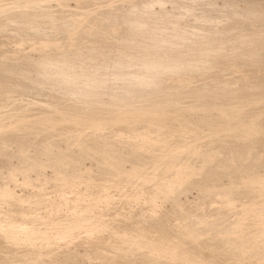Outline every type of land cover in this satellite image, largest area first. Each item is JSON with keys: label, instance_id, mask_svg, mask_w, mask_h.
<instances>
[{"label": "rangeland", "instance_id": "1", "mask_svg": "<svg viewBox=\"0 0 264 264\" xmlns=\"http://www.w3.org/2000/svg\"><path fill=\"white\" fill-rule=\"evenodd\" d=\"M142 1L0 0V20L18 18L0 22L11 25L0 27V264H264V236H253L258 215L238 212L263 197L248 175H264V127L250 126L264 117V0ZM128 30L144 37L122 51ZM169 50L183 65L166 60ZM141 51L148 61L166 54L158 56L166 66L152 68L158 75ZM225 194L235 195L234 206L223 205ZM21 222L36 233L26 235Z\"/></svg>", "mask_w": 264, "mask_h": 264}, {"label": "bare ground", "instance_id": "2", "mask_svg": "<svg viewBox=\"0 0 264 264\" xmlns=\"http://www.w3.org/2000/svg\"><path fill=\"white\" fill-rule=\"evenodd\" d=\"M141 1H142V0H141ZM232 1H233V0H232ZM233 2H234V1H233ZM94 3H95V2H94ZM142 3H143V1H142ZM147 3H148V2H146V4H147ZM259 4H260V3H259ZM140 5H141V3H140ZM253 6H254V5H253ZM226 7H227V6H226ZM230 7H231V6H230ZM89 9H90V8H89ZM217 9H218V8H217ZM228 9H229V7H228ZM246 9H247V8H246ZM249 9H250V7H249ZM210 10H211V9H210ZM221 10H222V9H221ZM224 10H225V9H224ZM232 10H233V9H232ZM85 11H86V10H85ZM85 11L83 10V11H80V12H78V13H75V12H74V13H75V16H78V17L75 18V19H77V20H81L80 22H82V19L87 15V14H86L87 12H85ZM254 11H255V10H254ZM227 12H228V11H227ZM257 12H258V11H257ZM72 13H73V12H72ZM214 13H215V12H214ZM251 13H253V12L251 11ZM70 15H71V14H70ZM129 15H130V14H129ZM210 15H211V14H210ZM75 16H74V17H75ZM143 16H144V15H143ZM211 16H212V15H211ZM5 17H7V16H5ZM5 17H4V20H5V19H8V17H7V18H5ZM118 17H119V16H118ZM9 18L12 19V17H10V16H9ZM13 18H14V17H13ZM137 18H138V17H137ZM147 18H148V17H147ZM147 18H146V19H147ZM11 19H8V20H11ZM17 19H18V18L16 17V20H15V18H14V20H13V19H12V20H13L14 22H16ZM19 19H20V18H19ZM133 19H135V17H134ZM148 19H149V18H148ZM4 20H3V21H4ZM12 20H11V23H13ZM46 20H47V19H46ZM49 20H50V19H49ZM77 20H76V21H77ZM140 20H142V19L140 18ZM1 21H2V20H0V22H1ZM3 21H2V22H3ZM19 21H21V20H19ZM41 21H42V20H41ZM69 21L72 22V20H69ZM144 21H145V20H142L141 22L143 23ZM147 21L149 22V20H147ZM153 21H154V20H153ZM2 22H1V23H2ZM17 22H18V21H17ZM73 22H74V21H73ZM1 23H0V27H1V25H4V26L7 27V25L10 23V21H9V23H5V22H4L3 24H1ZM22 23H23V22H22ZM77 23H78V22H77ZM118 23H119V22H118ZM127 23H128V22H127ZM131 23H136V24H139L140 26H142V23H140V22L138 23V22H134V21H133V22H131ZM131 23H130V24H131ZM145 23H146V22H145ZM157 23H158V22H157ZM162 23H163V25H164V23H166V22H162ZM167 23H168V22H167ZM6 24H7V25H6ZM19 24H20V23H19ZM38 24L42 25L41 22L38 23ZM74 24H75V23H74ZM82 24H83V23H82ZM125 24H126V23H125ZM20 25H22V24H20ZM23 25H24V24H23ZM36 25H37V23H36ZM47 25H48V24H47ZM50 25H51V24H50ZM78 25H81V23L78 24ZM78 25H77V26H78ZM84 25H85V24H84ZM84 25H83V26H84ZM170 25H171V24H170ZM215 25H216V24H215ZM8 26H11V25L9 24ZM13 26H14V25H13ZM33 26H34V24H33ZM90 26H91V25H90ZM137 26H138V25H137ZM177 26H178V25H177ZM217 26H218V25H217ZM14 27H15V26H14ZM14 27H13V28H14ZM18 27H20V26H18ZM31 27H32V26H31ZM37 27H38V25H37ZM47 27H48V26H47ZM144 27H146V25H145ZM144 27H143V28H144ZM154 27H155V29H156V26H154ZM174 27H175V26H174ZM178 27L181 29L180 26H178ZM182 27H183V26H182ZM39 28H40V26H39ZM75 28H76V27H75ZM139 28H140V27H139ZM148 28H149V27H148ZM226 28H227V27H226ZM6 29H7V28H6ZM32 29H33V28H32ZM84 29H85V27H84ZM122 29H124V28H122ZM177 29H178V28H177ZM177 29H174V30L179 31V30H177ZM0 30H1V29H0ZM22 30H23V29H22ZM24 30H26V28H25ZM30 30H31V29H30ZM34 30H35V29H34ZM34 30H33V31H34ZM40 30H41V29H40ZM42 30H43V27H42ZM44 30H45V29H44ZM81 30H82V29H81ZM81 30H80V31H81ZM126 30H127V29H126ZM126 30H125V31H126ZM141 30H142V29H141ZM146 30H147V29H146ZM231 30H232V29H231ZM11 31H12V30H11ZM35 31H37V30H35ZM86 31H87V30H86ZM122 31H123V30H122ZM138 31H139V30H138ZM138 31H137V32H138ZM142 31H144V30H142ZM142 31H140V33H141ZM150 31H151V29H150ZM152 31H153V30H152ZM14 32H15V31H14ZM17 32H19V31H17ZM22 32H23V31H22ZM22 32H20V33H22ZM31 32H32V31H31ZM42 32H43V31H42ZM42 32H41V34H42ZM127 32H128V33H125V32H124V33H125V36H126L125 38L128 37V39H127V41H126L125 43H123V45L121 44V45L123 46V48H121L122 51H123V49H124L125 51H127L128 49H131V48H135V49H137V46H139V39H140V41H141V40H142L141 38L144 37L143 34L141 33V35H140V33L137 34V32H136V33H135V32H130L129 30H128ZM23 33H24V32H23ZM35 33H36V32H35ZM38 33H39V32H38ZM43 33L45 34V32H43ZM122 33H123V32H122ZM174 33H175V32H173V34H174ZM144 34H146L145 31H144ZM157 34H158V32H157V30H156V31H153L152 34L150 33L149 36H147L148 33H147V35H145V36H147V39H149V40H153L155 36H159V34H158V35H157ZM122 35H123V34H121V36H122ZM140 36H141V38H140ZM201 36L204 37V35H201ZM205 36H207V35H205ZM214 36H216V35H214ZM220 36H221V35H220ZM117 37H118V36H117ZM117 37H116V40H117ZM171 37H173V36H171ZM203 37H202V38H203ZM40 38H41V37H40ZM40 38H39V41H38V40H35V38H34V39H29V38H28L30 41H27L26 39H25L26 41H25L24 39H20V40H18L19 42L17 43V45H21V44H22V43H21L22 40L25 41V42H27L28 45H29V43L32 44V45H34L33 42H35L36 45H37V43H40V44L42 43L41 45L38 44L39 46H42L43 44H49V45H52V44L55 42V41H52V40L49 41L50 39L47 40V39H45V38H44V40H46V41H44V40L40 41ZM42 38H43V37H42ZM42 38H41V39H42ZM120 38H121V37H120ZM123 38H124V36H123ZM156 38H157V37H156ZM198 38H199V37H198ZM202 38L200 37V39H202ZM205 38H207V37H205ZM147 39H146V40H147ZM158 39H159V38L156 39L157 42H158ZM211 39H214V40L217 39V40H218V37H217V38H211ZM238 39H239V38H238ZM238 39H237V40H238ZM263 39H264V38H263ZM119 40H120V39H119ZM119 40H118V41H119ZM121 40H122V39H121ZM124 40H125V39H124ZM143 40H144V39H143ZM153 41H154V40H153ZM190 41H191V39H190ZM219 41H220V40H219ZM227 41H229V40H227ZM238 41H239V40H238ZM247 41H248V40H247ZM257 41H258L259 43L262 42L261 40H256V42H257ZM36 42H37V43H36ZM52 42H53V43H52ZM150 42H151V41H150ZM157 42H156V43H157ZM197 42L200 44V42H199L198 40H197ZM205 42H206V41H205ZM234 42H235V41H234ZM249 42H250V41H249ZM15 43H16V41H15ZM55 43H56V42H55ZM121 43H122V41H121ZM153 43H154V42H153ZM183 43H184V42H183ZM198 43H197V45H198ZM214 43H215V41H214ZM216 43H217V42H216ZM216 43H215V44H216ZM223 43H224V42H223ZM227 43H228V42H227ZM236 43H237V42H236ZM239 43H240V42H239ZM254 43H255V41H254ZM56 44H57V43H56ZM115 44H116V43H115ZM117 44H119V43H117ZM150 44H151V43H150ZM205 44H206V43H205ZM220 44H221V43H220ZM251 44H252V43H251ZM108 45H109V44H108ZM140 45H141V44H140ZM148 45H149V44H148ZM151 45H152V44H151ZM153 45H154V44H153ZM183 45H184V44H183ZM185 45H186V43H185ZM188 45H189V44H187V46H188ZM216 45H217V44H216ZM221 45H222V44H221ZM225 45H226V44H225ZM231 45H232V44H231ZM257 45H258V44H257ZM257 45H256V46H257ZM262 45H263V44H262ZM30 46H31V45H30ZM34 46H35V45H34ZM46 46H47V45H46ZM54 46H57V45H54ZM54 46H53V47H54ZM143 46H144V44H143ZM160 46H161V45H160ZM187 46H186V47H187ZM195 46H196V44H195ZM199 46H200V45H199ZM223 46H224V45H223ZM228 46H229V45H228ZM245 46H246V44H245ZM17 47H18V46H17ZM42 47H43V46H42ZM149 47H150V46H149ZM154 47H155V46H154ZM158 47H159V46H158ZM162 47H164V46L162 45ZM189 47H190V46H189ZM197 47H198V46H197ZM197 47H196V48H197ZM233 47H234V46H233ZM236 47H237V46H236ZM54 48H55V47H54ZM92 48H93V47H92ZM140 48H143V47H140ZM150 48H151V47H150ZM181 48H183V46H182ZM190 48H191V47H190ZM190 48H189V49H190ZM200 48H201V47H200ZM202 48H203V47H202ZM209 48H210V47H209ZM216 48H218V47H216ZM216 48H215V49H216ZM222 48H224V47H222ZM226 48H227V47H226ZM230 48H231V46H230ZM247 48H249V47H247ZM262 48H263V47H262ZM45 49H46V48H45ZM161 49H162V48H161ZM205 49H206V48H205ZM207 49H208V48H207ZM207 49H206V50H207ZM212 49L214 50L213 47H212ZM241 49H242V48H241ZM250 49H251V48H250ZM86 50H87V49H86ZM88 50H90V49H88ZM139 50H140V49H139ZM156 50H157V49H156ZM172 50H173V49H172ZM223 50H225V48H224ZM258 50H259V49H258ZM260 50H261V49H260ZM83 51H84V50H83ZM83 51H81V53H82ZM97 51H98V50H97ZM97 51H96V52H97ZM104 51H105V50H104ZM146 51H147V50H146ZM169 51H170V50H169ZM169 51H168V53H166L167 55L164 53V54L167 56V57H166L167 59L165 58L166 60H168V57H169V56H170V58H171L172 52H174V51H172V52L170 51L171 54H169ZM176 51H177V53H179V55L176 54V53H175V54L178 55V57H180V53L183 52V51L186 52L187 50L184 49V50L182 51V50L179 49V51H181V52H179L178 50H176ZM192 51H193V50H192ZM199 51H200V50H199ZM203 51H204V53L201 54V55H205V56H203V57L206 58V60H210V59H212L213 57L216 56V55H214V56L211 55V56H210V55H208V54H205V50H203ZM211 51H212V50H211ZM237 51H238V50H237ZM240 51H241V50H240ZM245 51H246V49H245ZM247 51H248V50H247ZM77 52H78V51H77ZM88 52H89V51H88ZM93 52H95L94 49H93ZM134 52H135V51H134ZM137 52H138V51H136V54H137ZM139 52H140V51H139ZM142 52H143V51H141V53H142ZM163 52H165V51H163ZM187 52H189V51H187ZM201 52H202V49H201ZM206 52H207V51H206ZM213 52H214V51H213ZM234 52H236V51H234ZM241 52H242V51H241ZM250 52L252 53V52H254V51H250ZM68 53H69V52H68ZM71 53H72V52H71ZM71 53H69V54H70V56L72 57V56L74 55L75 51H74L73 55H71ZM78 53H79V52H78ZM86 53H87V52H86ZM91 53H92V52H91ZM121 53H122V52H121ZM129 53H130V51L128 52V54H129ZM143 53H144V52H143ZM145 53H146V52H145ZM145 53H144V54H145ZM158 53H162V52H158ZM158 53H157V54H158ZM194 53H195V52H194ZM224 53H225V52H224ZM251 53H250V54H251ZM59 54H60V53H59ZM61 54H64V53H61ZM65 54H66V53H65ZM65 54H64V55H65ZM76 54H77V53H76ZM83 54H84V53H83ZM87 54H88V53H87ZM87 54H85V56H86ZM122 54H123V53H122ZM124 54H126V53H124ZM133 54H135V53H133ZM144 54H143V55L140 54L139 58H143V57H144ZM157 54H155V55H157ZM162 54H163V53H162ZM164 54H163V55H158V56L161 58V56H165ZM175 54H174V55H175ZM191 54H192V53H191ZM239 54H240V53H239ZM252 54H253V53H252ZM254 54H255V53H254ZM55 55H57V54H55ZM138 55H139V53H138ZM145 55H146V56L144 57V60H147L148 58H150V54H147V53H146ZM152 55H153V54H151V60H152V59H156V58H157L156 60L160 59L158 56H155V55H154V56H155L156 58H152ZM194 55H195V54H194ZM197 55H198V54H197ZM199 55H200V54H199ZM206 55H207V56H206ZM218 55H221V54H218ZM227 55H228V54H227ZM230 55H231V54H230ZM235 55H237V54H235ZM242 55H244V54H242ZM70 56H69V57H70ZM91 56H92V54H91ZM122 56H123V55H122ZM124 56H125V55H124ZM154 56H153V57H154ZM186 56H187V54H186ZM189 56H190V55H189ZM195 56H196V55H195ZM195 56H194V57H195ZM212 56H213V57H212ZM221 56L223 57V54H222ZM233 56H234V55H233ZM240 56H241V55H240ZM254 56H255V55H254ZM61 57H62V55H61ZM63 57H64V56H63ZM63 57H62V58H63ZM66 57H67V56H66ZM73 57H74V56H73ZM79 57H80V55H79ZM81 57H82V56H81ZM83 57H84V56H83ZM88 57H90V54L88 55ZM93 57H94V54H93ZM93 57H92V58H93ZM126 57H127V56H126ZM128 57H129V56H128ZM130 57H131V54H130ZM130 57H129V58H130ZM172 57H173V56H172ZM201 57H202V56H201ZM236 57H237V56H236ZM244 57H245V56H244ZM47 58H48V56H47ZM56 58H57V57H56ZM58 58H59V57H58ZM119 58H120V57H119ZM121 58L123 59V57H121ZM162 58H164V57H162ZM176 58H177V57L174 56V59H176ZM195 58H196V57H195ZM216 58H217V57H216ZM226 58H227V57H226ZM226 58H225V59H226ZM233 58H234V57H233ZM237 58H238V57H237ZM245 58H246V57H245ZM249 58H250V57H249ZM54 59H55V58H54ZM64 59H65V58H64ZM69 59H70V58H69ZM77 59H78V58H77ZM77 59H76V61H77ZM79 59H80V58H79ZM79 59H78V60H79ZM85 59H86V58H85ZM132 59H133V58H131L130 60H132ZM165 59H164L162 62H164ZM171 59H172V61L174 60L173 58H171ZM171 59H170V61H171ZM181 59H182V57H181L180 59L177 58V59L175 60V62H172V63H178V64H179L178 66H180V64H181V63H180V62H181ZM187 59H188V58H187ZM200 59H201V58H200ZM221 59H222V58H221ZM228 59H229V58H228ZM228 59H227V62H229ZM258 59H259V58H258ZM40 60H41V59H40ZM55 60H56V59H55ZM61 60H62V59H61ZM66 60H67V59H66ZM89 60H90V59H89ZM91 60H92V59H91ZM123 60H125V59H123ZM151 60H149V61L147 60L148 62H146V63L148 64V66H146V67H148V69H149V68H150V69H152V68L156 69V68H157V64H158V66H159V65H160V66H162V65H163V66H164V65L166 66V64H165L166 61H165L164 64H163V63L161 62L162 59H160L158 62H157V61L155 62L154 60H153V61H154V62H153V61H151ZM177 60H179V62H178ZM212 60H215V58L212 59ZM217 60H218V59H217ZM232 60H233V59H232ZM236 60H237V59H236ZM62 61H63V60H62ZM82 61H83V60H82ZM120 61H121V60H120ZM128 61H129V60H128ZM150 61H151V62H150ZM170 61H169V62H170ZM176 61H177V62H176ZM188 61H189V59H188ZM194 61H195V60H194ZM222 61H224V60H222ZM241 61H242V60H241ZM56 62H57V61H56ZM56 62H55V63H56ZM68 62H69V61H68ZM70 62H72V61H70ZM73 62H74V61H73ZM85 62H87V61L85 60ZM123 62H124V61H123ZM184 62H185V61H184ZM210 62H211V61H210ZM218 62H220V61H218ZM227 62H221V63H223L224 65H226V64L228 65V64H230V63L233 62V61H230L229 63H227ZM234 62H235V61H234ZM236 62H237V61H236ZM236 62H235V63H236ZM55 63H54V64H55ZM60 63H61V62H60ZM76 63H77V62H76ZM108 63H109V62H108ZM161 63H162V64H161ZM170 63H171V62H170ZM170 63H169V64H170ZM182 63H183V62H182ZM198 63H199V62H198ZM13 64H14V63H13ZM38 64H39V63L37 62V65H38ZM63 64H65V63H63ZM68 64L70 65V63H68ZM77 64H78V63H77ZM89 64H90V63H89ZM91 64H92V63H91ZM96 64H97V63H96ZM96 64H93V65H96ZM105 64H106V63H105ZM133 64H135V62H134ZM149 64H151V65H149ZM153 64H155L156 66L153 65ZM169 64H167V65H169ZM223 64H222V65H223ZM20 65H21V64H20ZM49 65H50V64H49ZM65 65H66V64H65ZM65 65H64V66L62 65V67H65ZM72 65H73V64H71V68L74 69V67H72ZM97 65H99V64H97ZM109 65H110V64H109ZM116 65L118 66V64H116ZM135 65H136V64H135ZM135 65H134V66H135ZM138 65H140V64H138ZM181 65H183V64H181ZM227 65H226V66H227ZM231 65H232V64H231ZM235 65H236V64H235ZM17 66H18V65H17ZM28 66H29V65H28ZM46 66H47V65H46ZM51 66H52V65H51ZM57 66H58V65H57ZM57 66H56V67H57ZM120 66H121V65H120ZM131 66H132V65H131ZM143 66H144V65H143ZM149 66H150V67H149ZM160 66H159V68H161ZM165 66H164V67H165ZM170 66H171V65H170ZM172 66H173V65H172ZM199 66H200V65H199ZM14 67H15V65L13 66V68H14ZM36 67L38 68V66H36ZM47 67H48V66H47ZM47 67H45L46 70H47ZM49 67H50V66H49ZM60 67H61V66H59V68H60ZM75 67H78V65L75 66ZM87 67H88V66H87ZM91 67H92V69H93V66H92V65H91ZM110 67H112V66H110ZM155 67H156V68H155ZM185 67H186V66H185ZM243 67H244V66H243ZM24 68H26V66H25ZM28 68H29V67H28ZM51 68H52V67H51ZM80 68L83 69L82 66H81ZM96 68H97L96 70H98V67H96ZM101 68H103V67L101 66ZM104 68H105V67H104ZM115 68H117V67H115ZM127 68H128V67H127ZM159 68H158V69H159ZM17 69H18V68H17ZM34 69H35V68H34ZM94 69H95V68H94ZM109 69H112V71L109 70V72H111L110 74H112V73L114 74V73H115V70H113V67H112V68H109ZM148 69H147V70H148ZM154 69L150 70L152 73H149L150 71L147 72V73H149V74H151V75H156V73H157V75H158V71L156 70L157 72H155ZM163 69L165 70V68H163ZM181 69H182V68H181ZM232 69H233V68H232ZM3 70H4V69H3ZM6 70H7V69H6ZM9 70L12 71V68H10ZM79 70H80V69H79ZM79 70H78V72H79ZM83 70H84V69H83ZM102 70H103V69H102ZM138 70H139V69H137V71H138ZM159 70H160V69H159ZM166 70H167V69H166ZM210 70H211V69H210ZM7 71H8V70H7ZM18 71H19V70H18ZM24 71H25V70H24ZM32 71H33V70H32ZM37 71H39V70H37ZM37 71L35 70V73H36ZM50 71H51V69H50ZM54 71H55V70H54ZM57 71H59V70H57ZM70 71H71V73H72V71H74V70H70ZM75 71H76V69H75ZM88 71L90 72L91 69L88 70ZM99 71H100V70H99ZM103 71L106 72V69L103 70ZM120 71H121V70H120ZM125 71H126V70H125ZM128 71H129V70H128ZM141 71H142V70H141ZM1 72H2V71H1ZM14 72H15V71H14ZM21 72H22V71H21ZM21 72H20V73H21ZM39 72H40V71H39ZM39 72H38V73H39ZM67 72H68V71H67ZM92 72H95V71H92ZM92 72H91V73H92ZM126 72H127V71H126ZM126 72H125V73H126ZM172 72H173V71H172ZM8 73H9V72H8ZM8 73H7V74H8ZM11 73L13 74V72H11ZM17 73H18V72H17ZM25 73H26V72H25ZM29 73H31V71H30ZM46 73H47V72H46ZM57 73H58V72H57ZM61 73H62V71H61ZM79 73H80V72H79ZM86 73H87V72H86ZM99 73H100V72H99ZM118 73H119V72H118ZM118 73H117V75H118ZM121 73H122V72H121ZM121 73H120V74H121ZM123 73H124V72H123ZM123 73H122V74H123ZM133 73H134V70H133ZM135 73H136V71H135ZM137 73H138V72H137ZM153 73H155V74H153ZM4 74H5V73H4ZM32 74H33V73H32ZM36 74H37V73H36ZM39 74L41 75V72H40ZM43 74H44V73H43ZM48 74H49V73H48ZM48 74H47V76H48ZM50 74H51V73H50ZM50 74H49V75H50ZM59 74H60V72H59ZM64 74H65V73H64ZM73 74H76V73L74 72ZM89 74H90V73H88L87 76H89ZM120 74L118 75L117 78H119ZM141 74H144V73L141 72ZM149 74H148V75H149ZM177 74H178V73H177ZM177 74H176V75H177ZM222 74H223V73H222ZM9 75H10V74H9ZM9 75H8V76H9ZM16 75H17V74H16ZM20 75H21V74H20ZM40 75H39V76H40ZM54 75H55V74H54ZM62 75H63V74H62ZM70 75H71V74H70ZM82 75H83V74H82ZM91 75H92V74H91ZM93 75H94V73H93ZM100 75H102V73H101ZM126 75H127V73H126ZM128 75H129V73H128ZM131 75H132V74H130V76H131ZM191 75H192V74H191ZM24 76H26V75H24ZM28 76H29V74H28ZM30 76H31V75H30ZM37 76H38V75H37ZM47 76L44 75V77H46V79H47ZM52 76H53V75H52ZM63 76H64V75H63ZM79 76H80V75H79ZM84 76H85V75H84ZM84 76H82V78H83ZM95 76H97V75H95ZM105 76H106V74H105ZM108 76H109V74H108ZM114 76H115V75H114ZM3 77H4V76H3ZM9 77H10V76H9ZM9 77H8V78H9ZM41 77H42V75H41ZM68 77H69V74H68ZM68 77H67V78H68ZM92 77H93V76H92ZM106 77H107V76H106ZM125 77H126V76H124V78H125ZM136 77H137V74H136ZM150 77H151V76H150ZM174 77H175V76H174ZM185 77H187V76H185ZM188 77H190V76H188ZM241 77H242V76H241ZM0 78L2 79V77H0ZM12 78H13V76H12ZM30 78H32V77H30ZM57 78H58V77H57ZM59 78H60V77H59ZM61 78H62V77H61ZM67 78H66V79H67ZM69 78H71V77H69ZM93 78H94V77H93ZM99 78H100V76H99ZM99 78H97V79H99ZM101 78H102V77H101ZM101 78H100V79H101ZM111 78H112V77H111ZM130 78H131V77H130ZM141 78H142V77H141ZM178 78H179V77H178ZM183 78H184V77H183ZM4 79H5V78H4ZM43 79H44V78H43ZM49 79H50V78H49ZM66 79L64 78L63 80L65 81ZM72 79H73V78H72ZM79 79H80V78H79ZM79 79H78V80H79ZM95 79H96V78H95ZM121 79L123 80V75H122V78H121ZM131 79H132V78H131ZM149 79H150V78H149ZM152 79H153V78H152ZM184 79H185V78H184ZM187 79H188V78H187ZM9 80H10V79H9ZM15 80H17V79H15ZM23 80H24V78H23ZM63 80H61V82H63ZM86 80H87V77H86ZM86 80H84V82H85ZM89 80H90V79H89ZM93 80H94V79H93ZM102 80H103V78H102ZM102 80H101V81H102ZM125 80H126V79H125ZM125 80H123V81H125ZM133 80H135V79H133ZM133 80H131V81H133ZM139 80H140V79H139ZM145 80H146V79H145ZM177 80H178V79H176V81H177ZM180 80H182V78H181ZM188 80H189V79H188ZM190 80H191V79H190ZM2 81H4V80H2ZM10 81H11V80H10ZM24 81H25V80H24ZM30 81H32V80H30ZM33 81L35 82V80H33ZM36 81H37V80H36ZM42 81H43V80H42ZM67 81L69 82V79H67ZM71 81H73V80H71ZM91 81H92V80H91ZM101 81H100V82H101ZM107 81H108V79H107ZM111 81H112V80H111ZM128 81H129V77H128ZM258 81H259V80H258ZM16 82H17V81H16ZM16 82H15V83H16ZM82 82H83V81H81V83H82ZM125 82H126V81H125ZM125 82H123V83L119 82V83H121L122 85H124ZM129 82H130V81H129ZM133 82H134V81H133ZM140 82H141V81H140ZM143 82H144V81H142V83H143ZM149 82H150V81H149ZM178 82H180V81H178ZM182 82H183V81H182ZM1 83H2V82H1ZM4 83H5V82H4ZM22 83H24V82H22ZM43 83H44V82H43ZM51 83L54 84L53 81H51ZM69 83H72V82H69ZM77 83H78V82H77ZM77 83H76V84H77ZM89 83H90V81H89ZM95 83L98 84V81H97V82L95 81ZM105 83H107V82H105ZM108 83H109V82H108ZM127 83H128V82H127ZM130 83H131V82H130ZM137 83H138V82H136L135 84H137ZM142 83H141V84H142ZM147 83H148V81H147ZM156 83H157V82H156ZM180 83H181V82H180ZM8 84H9V83H8ZM12 84H13V82H12ZM53 84H52V85H53ZM72 84H73V83H72ZM82 84H84V83H82ZM85 84L87 85V83H85ZM93 84H94V83H93ZM99 84H100V83H99ZM99 84H98V86L100 87ZM102 84H104V83H102ZM102 84H101V85H102ZM110 84H112V83H110ZM110 84H109V85H110ZM131 84H134V83H131ZM138 84H139V83H138ZM138 84H137V85H138ZM150 84H151V82H150ZM150 84H148V86H150ZM152 84H153V83H152ZM2 85H3V84H2ZM67 85H68V84H67ZM67 85H66V86H67ZM91 85H92V84H91ZM91 85H90L89 88H91ZM109 85H108V87H109ZM114 85L116 86V84H114ZM122 85H120V87H121L123 90H124V86H125V87H126V86H129V84H128V85L125 84L123 87H122ZM143 85H144V84H143ZM145 85H146V84H145ZM62 86H63V85H62ZM69 86H70V85H69ZM82 86H83V85H82ZM93 86H94V85H93ZM104 86H105V85H104ZM132 86H133V85H132ZM140 86H141V85H140ZM140 86H139V87H140ZM148 86L145 88L147 91H148V88H149ZM158 86H159V85H158ZM242 86H243V85H242ZM59 87H60V86H59ZM59 87H58V88H59ZM86 87H88V86H86ZM86 87H85V88H86ZM96 87H97V86H96ZM96 87H94V88H96ZM99 87H98V88H99ZM101 87H102V86H101ZM117 87H118V84H117ZM117 87H114V89L117 88ZM129 87H130V86H129ZM129 87H128V88H129ZM134 87H135V86H134ZM139 87H138V88H139ZM144 87H145V86H144ZM144 87L142 86V87H140L139 89L141 90V88H143V89H142V92H143ZM153 87H155V85H154ZM160 87H161V86H160ZM203 87L205 88V86H203ZM208 87H211V86H208ZM233 87H234V86H233ZM238 87H239V86H238ZM69 88H70V87H69ZM77 88H78V86H77ZM80 88H82V87H80ZM103 88H105V87H103ZM103 88H102V89H103ZM109 88H110V87H109ZM118 88H119V87H118ZM118 88H117V89H118ZM135 88L137 89V86H136ZM135 88H134V89H135ZM151 88H152V87H151ZM151 88H149V89L151 90ZM155 88H156V87H155ZM206 88H207V87H206ZM214 88H215V87H214ZM107 89H108V88H107ZM126 89H127V87H126ZM126 89H125V91H126ZM130 89H132V87H130ZM130 89H129V91H130ZM136 89H135V90H136ZM139 89H138V90H139ZM152 89H153V88H152ZM159 89H160V88H159ZM183 89H184V88H183ZM207 89H208V88H207ZM216 89H217V88H216ZM62 90H64V89H62ZM73 90H74V89H73ZM82 90H83V89H81V91H82ZM86 90H87V89H86ZM86 90H85V91H86ZM120 90H121V89H120ZM138 90H136V92H137ZM140 90H139V92H140ZM150 90H149V91H150ZM156 90H157V88H156ZM156 90H155V91H156ZM161 90H162V89H161ZM200 90H201V89H200ZM208 90H209V89H208ZM208 90H207V91H208ZM237 90H238V89H237ZM256 90H257V89H256ZM53 91H54V90H53ZM78 91H79V90H78ZM89 91H90V90H89ZM95 91H97V89H96ZM95 91H94V92H95ZM110 91H111V90H110ZM117 91H118V90H117ZM129 91H128V92H129ZM152 91H154V90H151V94H152ZM197 91H198V90H197ZM229 91H230V87H229ZM234 91H235V90H234ZM31 92H32V91H31ZM60 92H61V91H60ZM66 92H67V91H66ZM79 92H80V91H79ZM104 92H105V91H104ZM106 92H109V91H106ZM112 92H114V91H112ZM121 92H122V91H120V92L118 91L119 94H121ZM132 92H133V90H132ZM132 92H130V93H132ZM139 92H138V93H139ZM142 92H140V93H142ZM158 92H159V91H158ZM200 92H201V91H200ZM210 92H212V91H210ZM247 92H248V91H247ZM98 93H99V92H98ZM98 93H97V94H98ZM101 93H102V91H101ZM118 93H117V94H118ZM134 93H135V91H134ZM145 93H146V92H145ZM233 93H234V92H233ZM256 93H257V92H256ZM82 94H83V93H82ZM125 94H127V93H125ZM135 94H137V93H135ZM207 94H208V93H207ZM209 94H212V93H209ZM238 94H241V92L238 93ZM92 95H93V92H92ZM95 95H96V93H95ZM122 95H124V94H122ZM128 95H129V94H128ZM140 95H141V94H140ZM228 95H229V92H228ZM228 95H227V96H228ZM248 95H249V93H248ZM255 95H256V94H255ZM36 96H37V95H36ZM147 96H148V95H147ZM239 96H240V95H239ZM245 96H246V95H245ZM250 96H251V95H250ZM50 97H51V96H50ZM88 97H89V96H88ZM155 97H156V96H155ZM51 98H52V97H51ZM115 98H116V97H115ZM254 98H256V96H255ZM113 99H114V97H113ZM222 99H223V98H222ZM224 99H225V97H224ZM224 99H223V100H224ZM228 99H229V98H228ZM126 100H127V99H126ZM209 101H210V100H209ZM207 102H208V101H207ZM239 102H240V101H239ZM209 103H210V102H209ZM216 103H217V102H216ZM216 103H215V104H216ZM225 103H226V102H225ZM225 103H224V104H225ZM244 103H245V102H244ZM219 104H221V103H219ZM230 104H231V103H230ZM238 104H239V103H238ZM238 104H237V105H238ZM242 104H243V103H242ZM239 105H240V104H239ZM239 105H238V106H239ZM131 107H132V106H131ZM230 107H231V106H230ZM104 110H105V109H104ZM102 111H103V110H102ZM226 111H228V110L226 109ZM232 111H233V110H232ZM234 111H235V110H234ZM223 112H224V110H223ZM229 112H230V111H229ZM102 114H103V113H102ZM121 114H122V113H121ZM125 116H126V115H125ZM139 116H140V115H139ZM256 118H257V117H256ZM211 120H212V119H211ZM254 120H255V119H254ZM221 122H222V121H221ZM224 122H225V121H224ZM219 123H220V122H219ZM227 123H228V122H227ZM228 124H229V123H228ZM237 125H238V124H237ZM251 125H252V126H251ZM230 126H231V125H230ZM247 126H248V125H247ZM250 126H251V127H254V128L257 129V130L262 129V128L264 127V117H262V118H260V119H258V120H255V121H251V122H250ZM227 127H228V126H227ZM232 127H233V126H232ZM235 127H236V126H235ZM237 127H238V126H237ZM227 129H228V128H227ZM228 130H229V129H228ZM237 130H238V129H237ZM246 130H247V129H246ZM215 131H216V130H215ZM224 131H225V130H224ZM253 132H254V131H253ZM240 134H241V133H240ZM178 150H179V149H178ZM168 155H169V154H168ZM170 155H171V154H170ZM170 155H169V160H170V158H171ZM175 155H176V153H175ZM177 155H178V154H177ZM167 158H168V157H167ZM178 158H179V157H178ZM162 159H163V157H162ZM172 159H173V161H174V157H172ZM172 159H171V160H172ZM175 159H177L176 156H175ZM169 160H167V161H169ZM177 160H178V159H177ZM212 160H213V159H212ZM167 161H165V163H166ZM173 161H172V162H173ZM175 161H176V160H175ZM172 162H171V164H172L171 167H172L173 169H175V170L180 169V167H181V169H182V166L185 167V162H183V163H182V162H181V163H180V162L178 163V161H177L176 163H175V162L172 163ZM169 163H170V162H168V164H169ZM242 163H243V162H242ZM168 164H167V165H168ZM171 164H169V165H171ZM187 164H188V163H187ZM171 167H168V168H171ZM152 168H153V167H152ZM148 170H149V169H148ZM151 170H152V169H151ZM178 171H179V170H178ZM171 173H172V172H171ZM246 174H247V173H246ZM246 177H247V176H246ZM246 177H245V180H246ZM248 179H249L250 181H252L253 183L256 182V183H259V184H260V185H258V187L261 186V187L259 188V190L261 191V194H262V195H261V194H260V195L263 196V197H261V196L259 195V196L261 197V198H259V200L256 199V198H254V200H257V201H251V202H248V203L240 204L239 207H238V210H239V211H238V210H237V211L241 214L242 212H244V210L246 211V209H249V210H253L255 213H257V215H258L257 218L259 219V220L257 221V222H258V224H257V228H256V225H255V229H256V231H253L254 233L252 232V233H253V236H254V241H255V239H257V238H256L257 235H261V237L264 236V209H262V207H264V175H262V176H258V175H256L255 177H252V176L250 177V176L248 175ZM242 180H243V179H242ZM236 181H237V180H236ZM240 182H241V181H240ZM245 182L247 183V180H246ZM245 182L243 181V183H245ZM252 182H251V183H252ZM166 183H167V182H166ZM169 183H170V182H169ZM246 183H245V184H246ZM249 183H250V182H249ZM167 184H168V183H167ZM254 184H255V183H254ZM254 184H253V186H255ZM241 186H242V185H241ZM256 186H257V185H256ZM1 188H2V186H1ZM4 189H5V188H4ZM4 189H2V190H4ZM5 190H6V189H5ZM5 190H4V191H5ZM7 190H8V189H7ZM225 190H226V189H225ZM259 190H257V191H259ZM10 191H11V190H10ZM248 191H249V190H248ZM251 191H252V189H251ZM1 192H2V191H1ZM1 192H0V193H1ZM5 192L7 193V191H5ZM11 192H13V191H11ZM252 192H253V191H252ZM6 193H5V195H6ZM225 193H226V192H225ZM253 193H254V192H253ZM257 193H258V192H257ZM3 194H4V192H3ZM10 194H11V193H10ZM255 194H256V193H255ZM12 195H13V194H12ZM220 195H221V194H220ZM225 195H226V194H225ZM225 195H224V197H223L224 199L221 197V198H222V203H224L223 205H230V204L233 205V201H234V199H235V198H234L235 195H234V197L232 196V194H231V195L227 194L226 196H225ZM8 196H10V195H8ZM255 196H256V195H255ZM1 198H2V197H1ZM3 198H6V196L3 197ZM13 198H14V197H13ZM13 198H11V199H13ZM76 198H77V197H76ZM213 198H214V197H213ZM216 198H217V197H216ZM257 198H258V196H257ZM5 200H6V199H5ZM219 201H220V200H219ZM249 201H250V200H249ZM234 202H235V201H234ZM234 204H236V203H234ZM238 204H239V203H238ZM220 205H221V203H220ZM221 206H222V205H221ZM230 206H231V205H230ZM233 206H234V205H233ZM236 206H237V205H236ZM227 207H228V206H227ZM260 207H261V208H260ZM235 208H236V207H235ZM259 209H262L263 211L261 212ZM247 211H248V210H247ZM253 211H252V212H253ZM239 213H238V215H239ZM244 213H245V212H244ZM248 214H249V212H248ZM244 215H245V214H244ZM249 215H250V214H249ZM252 215H253V214H252ZM239 216H240V215H239ZM254 216H255V215H254ZM237 217H238V216H237ZM240 217H241V216H240ZM5 218H6V217H5ZM254 218H255V217H254ZM237 219H238V218H237ZM255 219H256V218H255ZM239 220H240V219H239ZM2 221H4V220H2ZM8 221H9V220H8ZM8 221H6V222H8ZM12 221H13V220H12ZM0 223H2V222H0ZM18 223H19V222H18ZM239 223H240V222H239ZM3 224H4V223H2V225H3ZM8 224L10 225V223H6V225H7L6 227L9 226ZM14 224H16V223L14 222V223L12 224V227H13L14 229L11 227V225H10V227H11V230H14V231H15V227H16V226H15ZM22 224H23V222H21V224H17V226H18V227H21V229H22V228L25 229V228H26L25 226H27V224L25 225V223H24L25 226L22 225ZM4 225H5V224H4ZM236 225H238V224H237V221H235V222L233 221V222L229 225V227H227V229H226V230H227V233H228L229 231H231V230L234 228V226L237 227ZM0 227H2V226L0 225ZM6 227H5V228H6ZM30 227L32 228V226H29V228H30ZM33 227H34V226H33ZM247 227H248V226H247ZM16 228H17V227H16ZM27 228H28V226H27ZM27 228H26V229H27ZM29 228H28L27 231L25 230V234H26V235L28 234V236L30 235L29 237H31V235H33L34 232L36 233V231H35V228H33V229L30 228L31 230H29ZM251 228H252V227H251ZM253 228H254V227H253ZM8 229H10V228L8 227ZM67 229H68V228H67ZM255 229H254V230H255ZM32 230H33V231H32ZM36 230H37V229H36ZM9 231H10V230H9ZM14 231H13V232H14ZM18 231H20V229H19ZM22 231H24V230H21L20 232H22ZM37 231H38V230H37ZM68 231H70V230H68ZM68 231L66 230V227H65L63 230L57 231V232H58L57 235H59V237H60V235H63V236H64V234L67 233ZM3 232H4V231H3ZM10 232H11V231H10ZM13 232H12V233H13ZM15 232H16V231H15ZM15 232H14V233H15ZM38 232H39V231H38ZM17 233H18V232H17ZM41 233H42V232H41ZM41 233H40V234H41ZM242 233H243V232H242ZM7 234H8V233H7ZM9 234H10V233H9ZM250 234H251V233H250ZM46 235H47V234H46ZM246 235H247V234H246ZM262 235H263V236H262ZM12 236L14 237V235H12ZM65 236H66V235H65ZM55 237H56V235H55ZM247 237H248V236H247ZM249 237H250V236H249ZM57 238H58V236H57ZM263 238H264V237H263ZM247 239H248V238H247ZM249 239L252 240L253 237H251V238H249ZM238 240H239V239H238ZM262 240H263V239H262ZM247 243H248V242H247ZM253 246H254V244H253ZM246 247H247V246H246ZM261 248H262V247H261ZM245 250H246V249H245ZM253 250H254V249H253ZM255 250H256V249H255ZM260 254H261V253H260ZM244 256H245V255H244ZM263 257H264V256H263ZM259 260H260V259H259ZM255 261H256V260H255ZM260 262H262V260H261Z\"/></svg>", "mask_w": 264, "mask_h": 264}]
</instances>
